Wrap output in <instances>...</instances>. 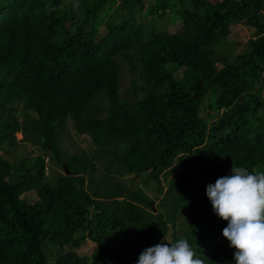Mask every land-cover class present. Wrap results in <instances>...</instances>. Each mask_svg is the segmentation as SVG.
Wrapping results in <instances>:
<instances>
[{"label": "trees", "instance_id": "16d2710c", "mask_svg": "<svg viewBox=\"0 0 264 264\" xmlns=\"http://www.w3.org/2000/svg\"><path fill=\"white\" fill-rule=\"evenodd\" d=\"M69 122L91 148L62 149ZM232 167L264 170V0H0V264H137L181 238L233 264L206 195Z\"/></svg>", "mask_w": 264, "mask_h": 264}, {"label": "clouds", "instance_id": "9594fccd", "mask_svg": "<svg viewBox=\"0 0 264 264\" xmlns=\"http://www.w3.org/2000/svg\"><path fill=\"white\" fill-rule=\"evenodd\" d=\"M214 213L227 221L223 236L234 248L233 264H264V170L232 167L206 187ZM137 264H204L187 239L146 248Z\"/></svg>", "mask_w": 264, "mask_h": 264}, {"label": "rangeland", "instance_id": "374dc122", "mask_svg": "<svg viewBox=\"0 0 264 264\" xmlns=\"http://www.w3.org/2000/svg\"><path fill=\"white\" fill-rule=\"evenodd\" d=\"M221 0H208L209 3L214 4L216 2H219ZM116 7V4H114L113 10ZM113 10H111V12H113ZM172 17L173 14H167V16L163 19V20H159L156 18H152L153 21H155V23L158 26V29L160 31H167L170 33H174L176 31L179 30L180 28V22L179 21H172ZM149 19V18H148ZM252 31H250V29L244 25H240L237 26L235 28H231L230 29V34L228 36V41L229 42H233L236 45V48L234 47V49L232 48V51H234L235 53L239 52V51H243L246 48V44L247 41L249 40V38L251 37ZM123 71L121 73L120 76V84L123 87L128 86V83L131 79V75L130 73L127 71V66L126 64H123L122 66ZM178 77L180 76V72H178L176 74ZM16 117L18 119V121H21V117L19 113H16ZM16 140L18 141L14 150L13 151L15 153L16 156L18 157H24L26 156V153H33L30 157H34L37 156V154H39V152L37 150H35L34 148H32L30 145H27L24 141H22V134L21 133H16ZM61 143H62V149L64 151H67L70 153H80L83 150H88L89 148H91L90 145V140L87 136L85 135H77L73 129L72 123L69 122L67 123V125L65 126V132L63 133V137L61 139ZM31 151V152H30ZM8 160L12 161L11 157H7ZM60 167L58 166H47L46 168V173L49 172H60ZM122 185L124 186H128L130 185V178H125L122 181ZM151 185V184H149ZM132 187H134L133 185H131ZM143 187H137L138 190L141 191ZM141 194L143 196H147L149 194V192L146 189H142ZM29 202L34 203L37 198L34 194H30L27 198H26ZM93 213V212H92ZM181 220H178L176 222V227H175V231L173 232L172 228L169 230V233L167 235V240L171 239L172 235H176V236H180V234L182 233V231L184 230V225L180 224ZM90 247L87 245L85 247H83L81 250H77V253L79 255H85L88 251H89ZM49 257V256H48Z\"/></svg>", "mask_w": 264, "mask_h": 264}, {"label": "water", "instance_id": "95a60500", "mask_svg": "<svg viewBox=\"0 0 264 264\" xmlns=\"http://www.w3.org/2000/svg\"><path fill=\"white\" fill-rule=\"evenodd\" d=\"M63 169H64L65 171H67L65 165L63 166ZM66 175L68 176V175H69V172H66Z\"/></svg>", "mask_w": 264, "mask_h": 264}, {"label": "bare ground", "instance_id": "6f19581e", "mask_svg": "<svg viewBox=\"0 0 264 264\" xmlns=\"http://www.w3.org/2000/svg\"><path fill=\"white\" fill-rule=\"evenodd\" d=\"M220 169V168H219ZM76 179V178H75ZM199 209V208H198ZM107 237V236H106Z\"/></svg>", "mask_w": 264, "mask_h": 264}]
</instances>
